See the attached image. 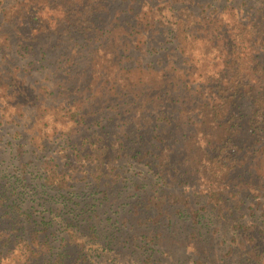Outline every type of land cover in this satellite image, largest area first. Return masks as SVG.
I'll return each mask as SVG.
<instances>
[{"label": "trees", "instance_id": "trees-1", "mask_svg": "<svg viewBox=\"0 0 264 264\" xmlns=\"http://www.w3.org/2000/svg\"><path fill=\"white\" fill-rule=\"evenodd\" d=\"M198 45L220 61L213 79L193 80L189 53ZM99 57L104 63L93 72L90 62ZM54 64L68 77L53 91L66 108L86 113L81 103L92 97L83 91L96 80L108 91L103 105L120 111L101 131L65 142L77 149L75 168L57 162L45 173L36 161L42 146L32 161L26 157L24 128L12 135L10 154L1 148L8 133L0 135V264L17 251L23 257L16 264H94L87 244L74 243V236L103 249L114 244L89 224L87 213L111 193L124 197L128 179L138 193L139 174L128 173L140 163L148 170L138 186L158 177V203L169 198L194 228L206 214L214 217V225L233 231L239 264H264V176L257 175L264 172V0H0V110L16 109V127L26 111L22 103L43 104L48 97L44 83L51 76L30 81L32 72ZM135 67L155 75L157 88L140 81L138 89H126ZM72 75L89 82L71 85ZM3 119L0 114V131ZM115 120L121 128L112 133ZM75 124L88 123L81 115ZM83 173L85 188L99 189V198L86 201L75 188ZM111 173L116 181L108 182ZM212 179L220 193L208 209L198 182ZM229 199L236 203L218 204ZM62 228L72 235L58 242Z\"/></svg>", "mask_w": 264, "mask_h": 264}, {"label": "rangeland", "instance_id": "rangeland-1", "mask_svg": "<svg viewBox=\"0 0 264 264\" xmlns=\"http://www.w3.org/2000/svg\"><path fill=\"white\" fill-rule=\"evenodd\" d=\"M44 14H47V12ZM191 50L194 53H189V68L194 73L193 80L201 81L210 75H212L211 78L213 79L218 71L220 61L214 60V54L210 57L203 55L205 47L202 45L195 46ZM103 63L104 59L99 57L90 62V68L95 72V70L100 69ZM106 69L110 70L107 66ZM7 73L10 72L5 74ZM46 75L51 76L47 82H43L49 87L48 92H46L48 97H43L44 103L41 104L43 101L38 103L40 106L31 104L28 102L29 100L22 103L26 111L20 121L22 123L20 127H16L12 123L18 117L15 108H6L4 105L0 110V114L4 115L3 121L5 122L4 130L0 131V135L8 133L3 137L4 142L1 143V148L8 146L9 150L7 153L10 154L12 135H15L16 129L24 128V137H27L30 142V145L24 147V150H27L26 157L28 156L27 159L32 161L37 154L34 150L40 152L39 146H42V157L36 159V161L39 169L41 171L44 170L45 173L49 164L57 162L66 165V169H69L70 166L74 168L79 166L76 155L77 149L69 148L65 142L69 141V139L81 142L86 135L101 131L104 121L111 117L117 119V113L120 111L114 108L115 104H111L110 107L103 105L108 96V91L102 82L97 83L96 80L93 86L88 85L83 91V94H91L92 98L89 101H83L84 98L81 95L76 96L79 99V103L83 101L81 104L84 108H82L86 110L87 114L78 112L75 110L76 107L70 110L63 105V98H58L53 93V91H57L55 89L62 83L61 81L68 78L64 69L59 64H54L50 70L35 68L29 80L43 79ZM130 78L131 80L127 84L126 89L130 85L131 90L138 89L141 87V85L137 86L140 81H145L150 88H157V77L146 70H141L139 67L134 68L130 73ZM87 80V77L72 75L69 83L71 85L74 83L75 85H81L87 84L89 82ZM81 115L86 117L87 125L79 126L75 124V121ZM112 122L113 124L109 126L110 131L112 133L119 131L121 128L119 125L122 122L120 120ZM6 123L8 124L6 125ZM89 147L91 148L90 142ZM84 148L89 149L87 142H85ZM72 153L74 154V160L76 158L77 161L72 160L74 161L72 162L68 159V156ZM81 162L84 163L85 160L81 159ZM254 162H257V160L255 159ZM207 166L209 170V165ZM147 170L146 166L140 163L132 167L128 173V175L139 174L135 177V188L138 193L132 191L131 182L128 179L124 197L117 199L111 193L110 200L104 203L103 206L98 202L95 207H91V211L88 210L87 214L93 215L89 219V224L97 228L100 233L105 234V241L108 242L111 238L115 239L114 244L103 249L102 243H100L99 247L90 237L74 236L78 238L73 240L74 243L83 242L87 244L86 250L89 251L94 264H239L238 242L234 243L232 240L233 231H224L221 227L214 225V217L208 214L202 219V223L209 226H201V223L194 228L193 218L188 214L181 213L180 210L178 212L177 208L179 206L170 204L169 198L164 197L166 202L164 200V202L158 203L155 199V184L160 183L158 177H154V180L147 187L138 186L141 181L140 178H144ZM74 175L76 177V172H74ZM257 175L263 181L264 172L258 170ZM80 176L79 183L75 188L84 192L83 198L86 201L92 200V197L99 198L101 196L99 189H96L95 193L92 194V185L85 188V183L88 180L83 178L87 174L83 173ZM107 181H116L115 174L111 173ZM215 181L214 179L213 182L212 179L198 182L201 189V200L209 203L208 209L214 207L219 197L220 189ZM229 203L234 204L236 200L232 199L230 202L229 199L228 204L225 202L218 204L225 207ZM50 217L54 223H59L61 220L56 215V212H51ZM243 220L249 223L251 219L244 217ZM157 221L159 222L157 223ZM120 228L121 230L119 231ZM194 231H197L196 236ZM90 232H93V230H90ZM57 234H59L58 242L62 241L65 236L70 238V235H72L65 228H62V231ZM74 237L71 236V238ZM70 247L72 252H75V244ZM230 249H235V251L231 252L228 258H225L226 253ZM22 257V252L17 251L10 259L5 260L4 264L19 263Z\"/></svg>", "mask_w": 264, "mask_h": 264}]
</instances>
